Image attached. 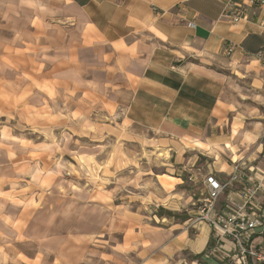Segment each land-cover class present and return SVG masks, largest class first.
<instances>
[{
    "label": "crops",
    "instance_id": "crops-1",
    "mask_svg": "<svg viewBox=\"0 0 264 264\" xmlns=\"http://www.w3.org/2000/svg\"><path fill=\"white\" fill-rule=\"evenodd\" d=\"M247 1L0 0V264H221L205 255L211 227L191 224L199 200L185 220L149 208L175 202L181 170L205 191L229 183L225 214L254 184L249 211L264 207V6L223 17ZM41 116L57 126L37 143ZM117 133L168 155L170 174L118 159ZM188 145L255 146V165L208 171ZM117 160L162 189L119 188Z\"/></svg>",
    "mask_w": 264,
    "mask_h": 264
},
{
    "label": "rangeland",
    "instance_id": "rangeland-1",
    "mask_svg": "<svg viewBox=\"0 0 264 264\" xmlns=\"http://www.w3.org/2000/svg\"><path fill=\"white\" fill-rule=\"evenodd\" d=\"M45 118L41 116V118L38 119L37 127L35 130L37 131V135L35 137L39 136V139L36 138L37 143L43 142V136L45 134L46 128H51L57 126V124H51V123H44ZM9 124L7 121L4 122V125L7 126ZM51 132V131H50ZM58 132V130H56ZM123 133V131H122ZM124 134L117 133V139L119 137V140L117 145H116V151L117 154H119L118 159L121 158L123 160V152L124 150L126 151L125 153L127 154V151L132 155H134L136 158H141L143 155V160L145 162H141L140 165L134 164L132 165L131 168L137 170V169H142L147 166L150 157L152 156L153 158L157 159V161L151 162V169L154 171L155 174L157 175H168L170 174V171H167V164L165 158L167 156L163 155H158L155 153H151L150 149H147L146 147L142 146L143 143L140 141L137 142H131L130 139L126 140L124 139ZM127 143V144H126ZM136 143V144H135ZM186 149H189L191 152L189 154H192L195 152L199 156V160L196 164V167L198 166H206L208 167L207 170L209 171V167H212L214 169L220 170V169H225L227 165H236L239 167V169L242 170L243 173H246L248 168L250 166L255 165V153H256V148L255 146H239L237 148H234L232 151L231 150H226L223 147L217 146L215 149L212 151L209 147L207 146H194V145H188L186 146ZM192 149V150H191ZM247 150V154L249 156H243L242 158H238L242 150ZM207 155L205 157L201 155ZM188 155V154H187ZM236 158V159H235ZM123 163L117 160V175H116V184L119 188L121 189H162L158 183H154L155 181V176L154 177H148L146 178L145 176L143 178H140L137 176V172L134 170L133 172L130 171L129 169L124 170ZM156 167V168H155ZM145 170V169H144ZM182 173V182L180 186L177 189H180L178 192H176V196L174 197L175 202H171L172 204L168 206L169 209H163V208H157L153 207V209L156 210V212L153 211L152 208H149L150 212H153L154 214L158 215H163V216H174L177 219L180 220H185L187 218L188 213L186 212L187 209H192L193 206L191 204H186L188 199L193 197L195 201H201V199L204 197L206 194L205 191V185L202 182L200 176H198L197 181L192 177L193 173H196L191 171L189 172L188 170H181ZM144 173V172H142ZM66 178H71V176H66ZM160 180H167V177L164 178H159ZM100 181V188H104L103 180L101 178L98 179ZM105 181V180H104ZM105 183L108 182L105 181ZM107 185H105L107 187ZM164 186L163 188L166 189L167 191H171L173 186L172 184H167L164 182L162 183ZM106 189V188H104ZM204 189V191H203ZM204 192V193H203ZM14 200H17V197L14 196ZM150 201V200H149ZM145 202V201H144ZM180 203V204H179ZM196 207H198V202L196 203ZM254 245L260 246L262 249L264 248V238L260 237L258 239H255Z\"/></svg>",
    "mask_w": 264,
    "mask_h": 264
},
{
    "label": "built area",
    "instance_id": "built-area-1",
    "mask_svg": "<svg viewBox=\"0 0 264 264\" xmlns=\"http://www.w3.org/2000/svg\"><path fill=\"white\" fill-rule=\"evenodd\" d=\"M263 6L264 0H248L243 6L230 2L224 9L223 17L233 25H239L248 20L249 8ZM228 52H233V47ZM228 187L229 183H222L213 176L207 177L206 194L199 203V215L191 222H204L213 230V244L205 255L219 260L221 264H264V248L254 245L257 237L264 236V231L260 235L256 234L257 228L264 226V207L254 216L249 211L260 185L254 184L248 189L245 202L238 211L225 214L217 206ZM225 240L232 244L226 250L222 246Z\"/></svg>",
    "mask_w": 264,
    "mask_h": 264
}]
</instances>
